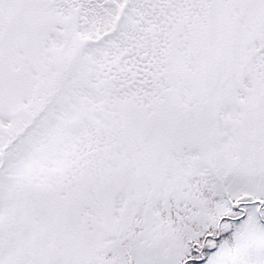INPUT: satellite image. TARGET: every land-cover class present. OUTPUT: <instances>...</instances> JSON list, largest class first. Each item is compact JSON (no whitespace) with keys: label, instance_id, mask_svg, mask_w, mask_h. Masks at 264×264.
Returning <instances> with one entry per match:
<instances>
[{"label":"snow or ice","instance_id":"obj_1","mask_svg":"<svg viewBox=\"0 0 264 264\" xmlns=\"http://www.w3.org/2000/svg\"><path fill=\"white\" fill-rule=\"evenodd\" d=\"M0 264H264V0H0Z\"/></svg>","mask_w":264,"mask_h":264}]
</instances>
